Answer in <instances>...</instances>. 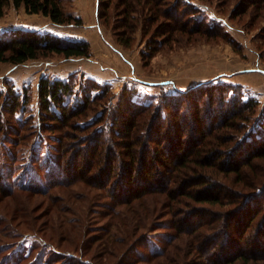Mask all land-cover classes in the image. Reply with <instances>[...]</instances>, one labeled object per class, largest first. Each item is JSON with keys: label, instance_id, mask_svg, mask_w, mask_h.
Returning a JSON list of instances; mask_svg holds the SVG:
<instances>
[{"label": "rangeland", "instance_id": "1", "mask_svg": "<svg viewBox=\"0 0 264 264\" xmlns=\"http://www.w3.org/2000/svg\"><path fill=\"white\" fill-rule=\"evenodd\" d=\"M95 1L63 0L67 11L83 19L81 25H58L42 13H29L24 6L16 8L12 4L0 16L1 38L10 36L15 29L37 30L68 40H86L90 44V56L65 57L54 53L20 64L2 63L0 92L3 94L0 101L11 98L10 91L20 95L23 100L26 96L29 98L25 109H17L14 114L1 107L3 103L0 104V113L6 123L0 138V172L3 180L10 186L38 182L45 184L40 182L43 178L39 171L40 164L35 161L36 154L39 151L44 152L45 156L55 154L58 144L55 138L60 132L43 128L44 119L39 115V89L43 77L73 80L77 88L80 83L93 79L108 88L106 98L97 107L102 108L106 103L107 108L116 107L122 102V112L127 116L137 114L135 109L129 108V104L131 107L134 102L148 104L151 107L144 111L143 116L152 117L155 129L164 127V122L158 117L164 109V105L159 106L160 103L164 102L167 106L166 103L175 100L181 90L203 82L188 96H183L184 100L177 106L180 110L188 106V109L196 111L197 98L204 96L201 100L205 99V104L210 101L209 110L215 111L217 106L222 105L220 98L223 99L227 91L235 101L234 105L239 100L257 101L254 112L249 115L247 111V120L235 119L243 125L238 131L228 127L219 130L230 131L233 152L229 153L228 150L219 157L210 154L212 160L216 159L218 169H208L214 173V184L206 187L209 188L206 191L214 185L215 194L221 196L220 203L211 205L180 197L191 205L177 204L173 213H168L167 207L159 205L153 218L157 225L151 227L146 236L137 239L130 250L116 258L107 257V253L99 251L97 259L102 264H154V261H142L139 255H151L158 248L166 249L167 246L171 248L170 238L177 235L172 225L179 224L184 228L199 225L196 232L203 234L201 241L196 243L198 247L189 248L187 260H183L185 264H264V158L257 157L250 161L253 151L260 154L264 148V129L261 125L264 122V18L254 20L250 12L253 6L247 12L246 3H242L244 0H182L177 14L182 29L176 33L172 30L171 33L175 35L171 39L165 38L167 42L162 44L164 39L161 35L153 33L155 25L149 30V23L142 17L132 34L130 46H124L119 42L121 21L117 13L113 7L110 8L111 18L107 20L110 25H106L103 18L94 12ZM91 24L93 27L89 26ZM210 25L220 28H211ZM108 71L113 74V79ZM162 80L165 83H158ZM96 90L92 89L91 92L95 93ZM211 92H214L213 96L207 99ZM169 105L164 116L168 120L176 115L173 106ZM93 114V111H89L88 118ZM215 116L217 113L214 112L207 117V121ZM203 127L208 125L204 124ZM15 128L22 138L11 139L15 138ZM45 135L46 141L42 143ZM187 138L185 145L190 140ZM152 145H155L154 141ZM235 154L239 155L240 159L237 160L249 162L250 165L245 164L238 172L228 171L230 168L227 167L238 156ZM13 157L17 160L12 161ZM228 157L232 159L231 162L226 160ZM68 186L69 190L65 189L68 187L57 190L61 192L60 196H64L63 192L75 195L76 201L69 206L81 208L82 211L85 209L86 216H81V210L76 215L70 214L77 220L75 227H80L82 220V237L74 238L63 232L65 225H60L52 210L48 213L49 198L45 199L42 194L21 190L14 199L0 192V257L5 254L11 260H17L20 253L22 256L28 255L34 249L32 255L21 264H30L37 254L43 261L51 258V264H63L64 261L81 264L84 258L90 260L91 264L95 263L90 255H82L81 246L85 244L89 248H97L94 235L102 233L103 226L107 224L106 218L101 219V212L106 209L102 201L107 199L102 197L101 201H92L93 205H87L85 197L81 200V196L89 187L84 183ZM26 209H29L27 213ZM189 214L192 215L188 219H194L190 225L186 220ZM12 228L15 232H11ZM225 229H228L227 235ZM186 234H182L185 239L194 238L193 234ZM46 239L48 243H45ZM36 244L40 246L34 248Z\"/></svg>", "mask_w": 264, "mask_h": 264}, {"label": "trees", "instance_id": "2", "mask_svg": "<svg viewBox=\"0 0 264 264\" xmlns=\"http://www.w3.org/2000/svg\"><path fill=\"white\" fill-rule=\"evenodd\" d=\"M243 2L247 5V12L253 6L250 12L251 16L255 17L254 20L259 17L264 18V0ZM10 4L16 8L24 6L29 13H42L57 24H83L81 17L66 10L63 0H0V16L5 14ZM180 5L182 0H97V14L103 18L106 25H110L107 20L111 18L110 8L113 7L121 21L119 42L124 46H130L132 34L142 17L149 23V30L155 25L153 33L155 32L157 36L161 35L164 39L163 44L167 42L165 38H172L174 34L171 33L172 30L176 33L182 29V22H179L177 15ZM199 22L203 21L199 20ZM210 26L220 28L218 25ZM54 53L63 54L65 57L90 56V44L86 40H68L53 34H43L37 30L15 29L10 36L0 37V71L3 62L20 64L29 59ZM89 80L91 83L87 81L80 83L77 88L73 80L44 77L41 79L39 115L44 119L43 128L60 132L55 138L58 143L55 154L45 156L41 151L36 154L35 161L40 164L39 171L43 178L40 182L45 184L40 185L38 182L10 186L5 179L3 180L0 172V192H5V197L13 196L14 199L21 190L42 194L45 199L49 198V205L46 208L49 209L48 213L52 210V215H56L60 225H65L63 232L71 234L74 238L79 235L82 237L84 226L82 220L78 221L80 227H75L74 222L77 220L72 216L78 214L81 208L74 209L69 206L77 199L74 194L67 191L68 193L63 192L64 196H60L61 192L57 189L68 187L65 189L69 190L68 185L84 183L89 190L82 194L81 200L85 197L87 205L90 203L93 205L92 201H101L102 197L107 199L102 201L106 209L101 212V219L106 218L107 224L103 226L102 233L94 235L98 243L97 248L94 249L92 246L89 248L85 244L81 246L82 255H90L95 261L94 264H102L96 256L99 251L107 253V257L116 258L121 254L124 255L133 247L137 239L146 236L152 230L150 228L157 225L153 218L159 205L167 207L168 213H173L177 204L191 205L185 198L180 197L211 205L220 203L221 196L215 194L214 185L211 190L206 191L209 189L206 187L214 184L212 183L214 173L209 170L218 169L216 159L212 160L210 154L219 157L228 150L229 153L233 152L230 131L219 130L228 127L238 131L243 125L235 119L247 120V111L249 115L254 112L253 108L257 101L239 100L234 105L235 101L227 91L225 97L220 98L222 105L217 106L215 111L209 110L210 101L205 104V99L201 100L204 96L197 98L195 104L201 108L197 106L196 111L188 109V106L180 110L177 106L184 100L183 96H188L191 90L201 86L203 84L201 82L190 89L181 90L182 97L179 95L175 100L168 101L167 106L163 104L164 102L159 104V106L164 105V109L158 115L164 122V127L155 129L152 117L143 116L144 111L151 107L148 104L134 102L132 107L129 104V108L135 109L137 114L128 116L122 112L124 107L122 102L116 107L107 108L106 103L104 107L98 108V103L106 98L108 88L93 79L89 78ZM92 89L98 90L92 93ZM10 93L11 98L0 101V104L3 103L1 107L12 114L16 113L17 109L24 110L29 101L28 96L23 100L20 95L11 91ZM2 94L3 92H0V99ZM213 94L214 92H211L206 98H211ZM214 102L215 100L213 104ZM168 105L173 106L176 113L173 119L169 120L164 117ZM89 111L94 113L90 118H88ZM141 112L143 113L140 116ZM214 112L217 113V117L208 122L207 117ZM231 116L234 120L230 119ZM145 124L149 127L146 128ZM204 124L208 127H203ZM5 125L0 113V138ZM261 125L264 129V122ZM39 126L41 131V121ZM13 133L15 138L11 139L22 138V135L18 136L20 132L17 129ZM46 138L45 135L42 143ZM185 138H190L187 145L184 144ZM259 153L253 151L250 161L257 157L264 158V148ZM231 158L228 157L226 160L231 162ZM237 158L240 159L239 155L227 167L230 168L228 171L238 172L249 163L239 161ZM15 160L17 158L13 157L12 161ZM219 166L225 168L223 165ZM26 210L27 213L29 209ZM84 213H86L85 209L82 211V217L86 216ZM190 215L192 214L186 217L189 225L194 223V219H188ZM198 226L191 225L184 228L179 224H173L172 227L177 230V235L174 236L175 239L173 236L170 238L169 243H172V247L158 248L151 255L143 254L139 255V258L142 261H154V264H185L189 248L198 247L196 243L203 237L201 232H196ZM11 232L15 230L12 228ZM186 232L193 234L194 238L185 239L182 234ZM228 233V229H225V235ZM45 243H48L47 239ZM39 246L36 244L34 248ZM33 250L31 249L28 255L22 256L20 253L17 260H11L9 255L4 256V254L0 257V264L5 262L21 264L24 259L32 255ZM83 260L81 264H91L90 260L85 258ZM51 263V258L43 261L39 254L30 262V264ZM63 264L72 263L64 261Z\"/></svg>", "mask_w": 264, "mask_h": 264}, {"label": "crops", "instance_id": "3", "mask_svg": "<svg viewBox=\"0 0 264 264\" xmlns=\"http://www.w3.org/2000/svg\"><path fill=\"white\" fill-rule=\"evenodd\" d=\"M96 9H97V0L95 1V10H94V12L96 13L97 11H96ZM59 25V24H58ZM89 26H91V27H93V24H91V25H89ZM77 38H81V37H77ZM95 62V61H94ZM99 63V62H98ZM109 72V75H110V77H111V79H113V74L112 73H110V71H108ZM110 79V78H109ZM165 83V81H159L158 83Z\"/></svg>", "mask_w": 264, "mask_h": 264}]
</instances>
